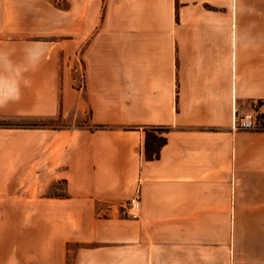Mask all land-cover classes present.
Wrapping results in <instances>:
<instances>
[{
  "label": "crops",
  "instance_id": "obj_1",
  "mask_svg": "<svg viewBox=\"0 0 264 264\" xmlns=\"http://www.w3.org/2000/svg\"><path fill=\"white\" fill-rule=\"evenodd\" d=\"M68 11L63 43H0V122L69 123L0 128V264H264V132L235 128L264 115V0Z\"/></svg>",
  "mask_w": 264,
  "mask_h": 264
},
{
  "label": "rangeland",
  "instance_id": "obj_2",
  "mask_svg": "<svg viewBox=\"0 0 264 264\" xmlns=\"http://www.w3.org/2000/svg\"><path fill=\"white\" fill-rule=\"evenodd\" d=\"M74 0H0V43H42L59 44L67 41L69 26V7ZM39 15V19H38ZM41 28V30H39ZM261 114L252 113L256 128L264 127ZM3 123V122H0ZM15 125L46 124L55 127L68 126L67 121H28L10 122ZM78 124L87 121L77 122ZM66 184L60 182L55 193L63 195ZM70 246V250H78Z\"/></svg>",
  "mask_w": 264,
  "mask_h": 264
},
{
  "label": "trees",
  "instance_id": "obj_3",
  "mask_svg": "<svg viewBox=\"0 0 264 264\" xmlns=\"http://www.w3.org/2000/svg\"><path fill=\"white\" fill-rule=\"evenodd\" d=\"M264 118V116H262ZM49 127L46 124H33V125H15L10 123H0V128H45ZM257 131L264 132V127L259 128ZM145 141L144 152L148 160L158 159L162 148L167 144L168 128L165 127H145Z\"/></svg>",
  "mask_w": 264,
  "mask_h": 264
},
{
  "label": "built area",
  "instance_id": "obj_4",
  "mask_svg": "<svg viewBox=\"0 0 264 264\" xmlns=\"http://www.w3.org/2000/svg\"><path fill=\"white\" fill-rule=\"evenodd\" d=\"M235 128L238 130L257 131L256 124L250 116L238 118L235 123ZM142 213L141 190L138 189L136 195L125 203H111L108 207L107 216H119L127 219L140 218Z\"/></svg>",
  "mask_w": 264,
  "mask_h": 264
}]
</instances>
